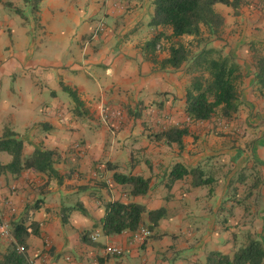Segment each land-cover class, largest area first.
Returning a JSON list of instances; mask_svg holds the SVG:
<instances>
[{
	"label": "crops",
	"instance_id": "obj_1",
	"mask_svg": "<svg viewBox=\"0 0 264 264\" xmlns=\"http://www.w3.org/2000/svg\"><path fill=\"white\" fill-rule=\"evenodd\" d=\"M152 1L41 0L34 17L22 0H0V136L11 129L25 157L53 151L55 169L71 172L61 184L31 171L0 178V203H12L1 208L8 224L39 225L27 240L32 264H205L212 252L231 255L247 234L264 247V89L253 68V55L264 56V0L215 7L224 24L208 48L235 59L244 81L234 118L207 122L185 114V68L149 61L145 44L161 31L149 24ZM95 20L104 33H94ZM172 127L188 130L181 149L156 138ZM175 164L207 182L193 187L186 176L167 189ZM115 172L149 179V191L131 197ZM115 201L165 217L147 239L105 236L104 205ZM106 246L123 253L108 256Z\"/></svg>",
	"mask_w": 264,
	"mask_h": 264
},
{
	"label": "trees",
	"instance_id": "obj_2",
	"mask_svg": "<svg viewBox=\"0 0 264 264\" xmlns=\"http://www.w3.org/2000/svg\"><path fill=\"white\" fill-rule=\"evenodd\" d=\"M40 1L22 0L25 5L29 4L34 17ZM217 5L236 11L240 1H152L153 15L149 24L161 31L145 44V49L155 69L185 68V73L190 77L184 94L185 114L190 122H207L215 116L230 121L241 105V88L244 81L241 66L220 50L208 48L209 41L220 36L224 24L223 17L215 10ZM16 13L19 14V10H16ZM185 38L190 40L184 42ZM157 51H165L166 57L158 59ZM253 68L255 84L262 90L264 56L260 53L253 55ZM62 89L77 109L82 107L75 92L67 87ZM187 135V128L172 127L160 132L156 138L164 140L166 144H175L181 149L183 139ZM23 148V141L19 135L9 128H4L0 136V153H7L11 160L7 164L0 161V178L5 175L19 176L24 171L44 174L57 184L70 178V171L59 173L55 169L58 160L55 152L38 149L31 156L25 157ZM107 170H115V167L107 164ZM186 176L193 178L191 183L193 187L202 186L207 182L201 179L200 170L187 169L181 164H175L168 175L167 189ZM113 181L128 189L131 197L145 196L149 191L150 180L139 176L115 172ZM144 215L151 224L147 229L151 231L152 227L165 217V210L146 212L145 207L140 204L108 202L104 205L102 233L105 236L119 235L126 231L134 233L142 227ZM9 227L11 239H0V243L8 241L5 249L0 251V264H32L26 254L27 240L30 236L39 235V225L33 221L28 225L13 222ZM20 247L23 249L21 253L17 250ZM205 264H264V247L259 240L247 234L231 255L212 252L207 256Z\"/></svg>",
	"mask_w": 264,
	"mask_h": 264
},
{
	"label": "built area",
	"instance_id": "obj_3",
	"mask_svg": "<svg viewBox=\"0 0 264 264\" xmlns=\"http://www.w3.org/2000/svg\"><path fill=\"white\" fill-rule=\"evenodd\" d=\"M105 29V25L103 23H99L94 31L95 34H100ZM1 208H6L7 210L12 211V203L10 197L4 198L0 203V239L7 240L11 239L10 235V227L7 220L4 217V211ZM151 232L147 228H140L138 231L135 232V239L143 240L149 238ZM18 252H23V249L20 247L17 249ZM122 249L115 247V246H106L105 247V254L108 256H118L122 255Z\"/></svg>",
	"mask_w": 264,
	"mask_h": 264
},
{
	"label": "rangeland",
	"instance_id": "obj_4",
	"mask_svg": "<svg viewBox=\"0 0 264 264\" xmlns=\"http://www.w3.org/2000/svg\"><path fill=\"white\" fill-rule=\"evenodd\" d=\"M259 11L261 12V9H259ZM94 25L97 27L99 25V21L98 20H95L94 21ZM104 31H105V29H104ZM104 31L101 32L100 34L104 33ZM188 40H190V38H185L183 41L185 42V41H188ZM10 160H11V158H10V156L7 153H0V161H1V163L7 164ZM7 243H8V241L7 242H4V243H1L0 246L3 247V248H1L2 251L7 246Z\"/></svg>",
	"mask_w": 264,
	"mask_h": 264
}]
</instances>
